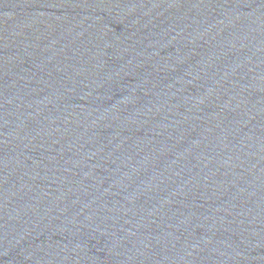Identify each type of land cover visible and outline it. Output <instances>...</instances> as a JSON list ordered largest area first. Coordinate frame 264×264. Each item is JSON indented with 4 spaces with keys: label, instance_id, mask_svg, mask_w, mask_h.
<instances>
[{
    "label": "water",
    "instance_id": "1",
    "mask_svg": "<svg viewBox=\"0 0 264 264\" xmlns=\"http://www.w3.org/2000/svg\"><path fill=\"white\" fill-rule=\"evenodd\" d=\"M0 264H264V0H0Z\"/></svg>",
    "mask_w": 264,
    "mask_h": 264
}]
</instances>
